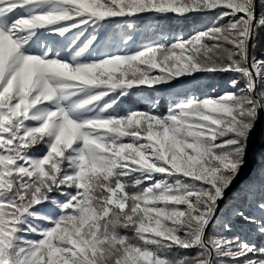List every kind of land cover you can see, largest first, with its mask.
Here are the masks:
<instances>
[{"label": "snow or ice", "instance_id": "6c2138e0", "mask_svg": "<svg viewBox=\"0 0 264 264\" xmlns=\"http://www.w3.org/2000/svg\"><path fill=\"white\" fill-rule=\"evenodd\" d=\"M262 33L264 0H0V264H264Z\"/></svg>", "mask_w": 264, "mask_h": 264}, {"label": "trees", "instance_id": "16d2710c", "mask_svg": "<svg viewBox=\"0 0 264 264\" xmlns=\"http://www.w3.org/2000/svg\"><path fill=\"white\" fill-rule=\"evenodd\" d=\"M211 17H202V16H197L194 17L191 21H186L182 26H181V30L185 32V34H188L192 28L197 27L199 25L205 24L208 22V20ZM162 25L164 27L165 30V34L169 31H175L177 30V25L174 21L168 20V21H163ZM140 29H141V33L144 36V40L143 41H139V42H147L148 40L152 39V34H151V26L149 25L148 22L142 23L140 25ZM261 45L264 46V33L261 34ZM262 50H264V48H262ZM259 55V52H258ZM227 79V77H223L220 78L218 83L223 85L224 81ZM166 94H168V92H165ZM123 100V104L125 106H133V107H137V108H145L146 105L141 101V99L137 96V95H131L127 98H122ZM166 103V99L164 101ZM256 136V132L253 135V137L251 138L250 142H249V148L252 147L253 145V141H254V137ZM42 151V149H38L37 150ZM263 162H264V152L260 154ZM244 197V196H243ZM257 243H259V240H257Z\"/></svg>", "mask_w": 264, "mask_h": 264}, {"label": "rangeland", "instance_id": "374dc122", "mask_svg": "<svg viewBox=\"0 0 264 264\" xmlns=\"http://www.w3.org/2000/svg\"><path fill=\"white\" fill-rule=\"evenodd\" d=\"M165 99L167 95L165 92L162 94ZM139 97V96H138ZM140 98V97H139ZM264 152V128H258L256 130V136L254 137L253 145L249 148V157L248 165L243 170V175L241 180L238 181V185H243L247 180L253 181L257 186L261 183H264V162L260 156ZM231 196H236L237 192L233 189L232 192L228 194ZM245 194L243 192L239 193L240 197H243ZM246 231V230H245Z\"/></svg>", "mask_w": 264, "mask_h": 264}]
</instances>
